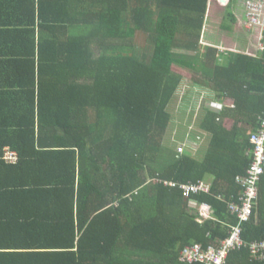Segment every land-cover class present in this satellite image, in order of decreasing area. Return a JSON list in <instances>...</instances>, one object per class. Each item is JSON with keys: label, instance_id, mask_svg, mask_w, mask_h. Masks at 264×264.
Segmentation results:
<instances>
[{"label": "trees", "instance_id": "1", "mask_svg": "<svg viewBox=\"0 0 264 264\" xmlns=\"http://www.w3.org/2000/svg\"><path fill=\"white\" fill-rule=\"evenodd\" d=\"M208 4L0 0V264H205L181 262V249L231 236L228 201L264 117V54L204 45ZM224 20L232 31L231 9ZM183 86L184 112L193 91L218 109L195 120L201 157L186 124L187 151L163 162ZM199 179L209 193L166 184ZM259 187L246 246L227 264H264L249 246L264 238V175ZM200 203L211 218L199 222Z\"/></svg>", "mask_w": 264, "mask_h": 264}, {"label": "built area", "instance_id": "2", "mask_svg": "<svg viewBox=\"0 0 264 264\" xmlns=\"http://www.w3.org/2000/svg\"><path fill=\"white\" fill-rule=\"evenodd\" d=\"M245 16H247L246 26L248 29L258 33L257 37V55L264 54V0H245ZM253 149L251 150L252 162L244 175L237 177L242 191L239 199L235 198L229 202V209L233 216L238 218L239 223L233 227L231 236L222 242L221 247L208 246L201 247L198 244L187 245L180 251V261L185 263L200 262L205 264H227L232 251L246 246L242 238L243 224L251 220L254 207L259 198V184L264 175V117L259 120V127L256 132L251 134L250 138ZM179 153H183L180 148ZM4 161L15 163L17 156L7 148L4 150ZM179 185L184 196L199 193H209L211 183L208 180L199 179L195 182L175 183L166 182V184ZM221 199H223L220 196ZM196 212L199 216V222L211 218V206L207 203H200L196 206ZM253 258L255 260H264V238L262 241L249 244Z\"/></svg>", "mask_w": 264, "mask_h": 264}, {"label": "rangeland", "instance_id": "3", "mask_svg": "<svg viewBox=\"0 0 264 264\" xmlns=\"http://www.w3.org/2000/svg\"><path fill=\"white\" fill-rule=\"evenodd\" d=\"M210 8L211 10H214L216 13V18H213V20H211V24L209 23V19L210 17L208 16V18L206 19L205 25L203 28H207V30H203L202 34H201V42H203V44H206V42H210L211 45H223V46H228L230 50H237V51H241L244 52V50H241L234 47H230L231 44H229V42H227L226 38L220 35V24L221 22L224 20L225 15H226V8L224 6L223 3L221 2H214L210 4ZM234 10H239L240 11V19L244 18V12L245 11V6H234ZM214 14V13H211ZM225 21V20H224ZM228 23H230V19L228 18L227 20ZM220 29V30H218ZM236 31V30H235ZM234 32V31H233ZM238 34V32H235ZM236 34V35H237ZM234 36V35H233ZM135 41L138 42V44H141L142 46L145 44V41H143V38L140 36L137 37V39H135ZM224 42V44H223ZM96 49V48H95ZM185 87L183 86L181 88V91L179 92V94L177 95L176 100L173 102V104L170 107V111L173 114V125H171L169 127V131L167 133L166 139H165V149L167 152H164V155L160 158V161H165L167 162L170 157H171V152L172 150H175V152H178L180 148L184 147V152L187 151L186 146L184 145V138H183V132H181V127L182 125H186V124H190L189 129H188V135L186 136V139H190V137L193 135L194 137H196V141H198L197 145H193L192 144H188L191 148L197 149L199 148V154L197 157H201L202 155V151L204 150L206 144H207V135H198L196 132H194L195 130V126H196V122L195 120L198 119V115L200 114V111L202 109V107H208L211 109H218V106L216 104H210L209 102L205 101L203 99V97L201 96L199 98V100L196 102V98L198 96L195 95V92H192V97L191 100L188 101V104L185 107V112L183 111L184 109L181 108L183 106L182 103V98L185 94ZM187 93V92H186ZM194 109V110H193ZM192 130V131H191ZM190 136V137H189ZM203 149V150H202ZM202 150V151H201ZM174 152V153H175ZM196 155V153L194 154ZM163 161V162H164ZM162 163V162H161Z\"/></svg>", "mask_w": 264, "mask_h": 264}, {"label": "crops", "instance_id": "4", "mask_svg": "<svg viewBox=\"0 0 264 264\" xmlns=\"http://www.w3.org/2000/svg\"><path fill=\"white\" fill-rule=\"evenodd\" d=\"M214 2L223 3L225 8H226V13H227L228 9H231L237 18V21L235 22L232 31L224 32L223 30H221L220 35L226 38L227 42H229V44H231L230 47H234V48L238 47L239 49L244 50L245 53H248L251 55L256 54L258 33L254 30L248 29V27L246 26L247 18H245V11H243L244 12V18L240 19V14H239L240 11L234 10V6H238V5L245 6V0H209L205 22L209 16L210 17V19H209L210 24H211V20H213V18H216V15H215L216 12L214 10H211V8H210V4L214 3ZM230 4H232V8H230V6H229ZM211 13H214V14H211ZM204 25H205V23H204ZM204 29L205 28H203V30ZM205 30H207V28ZM218 30H220V29H218ZM235 32H238V34ZM223 44H224V42H223ZM204 45L215 46V45H211L210 42H206V44H204ZM228 46H223L220 44L218 46L216 45L215 47H217L221 53H225L228 51L239 52L237 50L228 49L229 48Z\"/></svg>", "mask_w": 264, "mask_h": 264}, {"label": "clouds", "instance_id": "5", "mask_svg": "<svg viewBox=\"0 0 264 264\" xmlns=\"http://www.w3.org/2000/svg\"><path fill=\"white\" fill-rule=\"evenodd\" d=\"M209 181V180H208Z\"/></svg>", "mask_w": 264, "mask_h": 264}]
</instances>
